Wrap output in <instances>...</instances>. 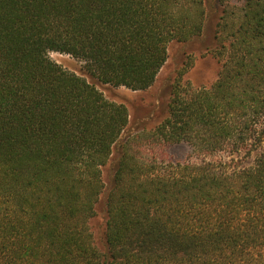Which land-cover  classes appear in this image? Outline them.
<instances>
[{
  "label": "trees",
  "instance_id": "1",
  "mask_svg": "<svg viewBox=\"0 0 264 264\" xmlns=\"http://www.w3.org/2000/svg\"><path fill=\"white\" fill-rule=\"evenodd\" d=\"M239 2L217 0L216 82L179 78L169 116L127 136L128 108L50 53L147 90L204 0H0V264H264V0ZM162 144L186 160L145 156Z\"/></svg>",
  "mask_w": 264,
  "mask_h": 264
},
{
  "label": "rangeland",
  "instance_id": "2",
  "mask_svg": "<svg viewBox=\"0 0 264 264\" xmlns=\"http://www.w3.org/2000/svg\"><path fill=\"white\" fill-rule=\"evenodd\" d=\"M207 18L203 35L189 43H171L168 46V59L154 85L144 91H133L125 87H113L99 83L85 75L84 62L70 55L56 52L50 53L52 60L62 65L66 70L74 72L94 84L104 96L113 102L124 104L130 114L129 127L126 135L151 132L169 116V100L174 83L182 78L184 84L192 88L210 87L216 82L220 64L213 55L215 48V30L221 14L217 0H204ZM240 4L239 0H233ZM193 62L192 66L190 64ZM145 156L154 157L163 162H184L188 148L179 145H154L145 147ZM116 156V155H115ZM252 163V159L248 164ZM109 169L105 170L104 180L109 185ZM106 196L101 197L97 207V216L92 221L97 244L102 247Z\"/></svg>",
  "mask_w": 264,
  "mask_h": 264
}]
</instances>
